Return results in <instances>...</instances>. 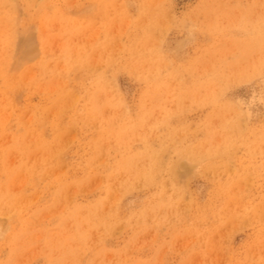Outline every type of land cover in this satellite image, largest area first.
<instances>
[{"label": "rangeland", "instance_id": "1", "mask_svg": "<svg viewBox=\"0 0 264 264\" xmlns=\"http://www.w3.org/2000/svg\"><path fill=\"white\" fill-rule=\"evenodd\" d=\"M0 264H264V0H0Z\"/></svg>", "mask_w": 264, "mask_h": 264}]
</instances>
